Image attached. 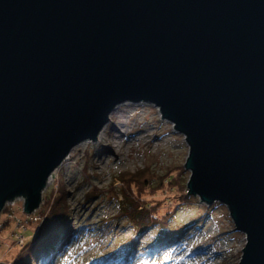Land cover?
Segmentation results:
<instances>
[{
    "label": "water",
    "instance_id": "obj_1",
    "mask_svg": "<svg viewBox=\"0 0 264 264\" xmlns=\"http://www.w3.org/2000/svg\"><path fill=\"white\" fill-rule=\"evenodd\" d=\"M150 102L183 134L187 192L226 205L264 264V0H0V210L114 106Z\"/></svg>",
    "mask_w": 264,
    "mask_h": 264
},
{
    "label": "rangeland",
    "instance_id": "obj_2",
    "mask_svg": "<svg viewBox=\"0 0 264 264\" xmlns=\"http://www.w3.org/2000/svg\"><path fill=\"white\" fill-rule=\"evenodd\" d=\"M117 112H130L124 134L116 132L114 112L108 116L101 140L87 139L73 149L41 193L34 213L20 214L22 197L4 204L0 260L11 261L32 239L40 213L57 198L69 214L70 228L60 234L59 245L47 252L45 260L32 257V264H83L84 260L95 264H237L245 235L234 228L226 205L205 204L186 193L190 171L184 167L188 145L183 134L161 118L150 102L130 101ZM116 139L120 161L113 160L106 147L107 141L112 146ZM128 186L142 192L144 202L159 217L157 223L137 233L132 247L129 239L135 227L118 210L119 191ZM180 186L187 195L183 201L174 190Z\"/></svg>",
    "mask_w": 264,
    "mask_h": 264
},
{
    "label": "trees",
    "instance_id": "obj_3",
    "mask_svg": "<svg viewBox=\"0 0 264 264\" xmlns=\"http://www.w3.org/2000/svg\"><path fill=\"white\" fill-rule=\"evenodd\" d=\"M181 188V186L179 189L176 187L174 190L178 192L179 200L182 199L183 201L187 195L182 192ZM141 194L142 192L140 193L138 189L135 188L133 190L130 186L128 188L121 187L119 191V215L128 218L135 227L134 237L132 236V239H129L131 247L137 238V233L146 228V226L157 223V220H159V217L150 209L151 205L144 202ZM181 196L183 197L180 198ZM46 206V211L40 213V216H42L41 221L39 224L37 223L32 239L20 247V250L11 261L0 260V264H32V257H36L39 262H42L49 256L48 251L52 252L57 248L61 236L70 228V217L62 201L57 198L51 199ZM29 222L32 221L30 220ZM61 233L62 235L60 236ZM82 263L95 264L94 261L85 260Z\"/></svg>",
    "mask_w": 264,
    "mask_h": 264
},
{
    "label": "bare ground",
    "instance_id": "obj_4",
    "mask_svg": "<svg viewBox=\"0 0 264 264\" xmlns=\"http://www.w3.org/2000/svg\"><path fill=\"white\" fill-rule=\"evenodd\" d=\"M129 103H130V101H123V102L117 104L116 106H114L113 109L111 110V112L109 113V118L111 117V115H112L114 112L116 113V117L118 118V120H117V126L115 127V129H116V132L119 133V135H121V134L123 135V134H124V130H123L122 128H124V127L126 126V123H127L128 118H129L130 112H128V113H126V114H123V113L117 112V109H118V107H119L120 105H122V104H129ZM157 111H158V113L160 114V111H159V108H158V107H157ZM160 116H161V114H160ZM105 127H106V124H104V125L102 126V128L100 129V131L97 133V135H96V141L102 139V133H103ZM117 135H118V134H115V138L118 137ZM130 135H131V134H130ZM86 141H88V140L80 141L79 143H77L76 145H74V146L70 149V151H69V152L67 153V155L62 159V161L60 162V164H59L57 167H55L54 170L51 172V174L47 177V180H46V183H45L44 188L42 189V192H43V190H44V189H45V188H46V187H47V186H48V185L54 180L55 175H56L58 169L60 168V166H61L62 164H64L68 159H70V157H71V152L73 151V149H74L75 147H77L78 145L85 143ZM108 143H109V142L107 141V142H106V147H107L108 152H110V153L113 154V160L116 159L117 161H120L121 159H120V157L118 156V154L116 153V148H118V146L120 145V141L116 139V140L114 141V143L112 144V146L110 145V143H109V145H108ZM16 198H17V197H15L14 199H12V201H13V200H16ZM12 201H11V202H12ZM23 201H24V200H23ZM7 202H10V201H7ZM7 202H6V203H7ZM38 206H39V205H38ZM22 208H23V206L21 207V211H22V213L20 212V214H24V215L28 216V215H30L32 212L34 213L38 207H36L35 209H33L30 213H25V212H23V209H22ZM10 218H11V217H10Z\"/></svg>",
    "mask_w": 264,
    "mask_h": 264
}]
</instances>
